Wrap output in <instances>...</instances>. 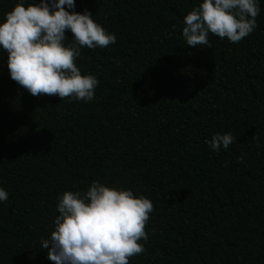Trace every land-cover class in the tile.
I'll return each mask as SVG.
<instances>
[{
	"label": "trees",
	"instance_id": "trees-1",
	"mask_svg": "<svg viewBox=\"0 0 264 264\" xmlns=\"http://www.w3.org/2000/svg\"><path fill=\"white\" fill-rule=\"evenodd\" d=\"M16 3L0 0V22ZM200 3L75 0L116 37L75 61L99 81L89 102L33 97L0 50V264H53L41 241L58 197L92 181L153 204L129 264H264V0L241 41L187 46ZM228 132L226 150L205 143Z\"/></svg>",
	"mask_w": 264,
	"mask_h": 264
},
{
	"label": "clouds",
	"instance_id": "clouds-1",
	"mask_svg": "<svg viewBox=\"0 0 264 264\" xmlns=\"http://www.w3.org/2000/svg\"><path fill=\"white\" fill-rule=\"evenodd\" d=\"M75 7V0H17L0 22V50L7 54L9 76L33 97L94 99L99 81L82 75L75 61L81 48H105L115 44L116 37L87 9L79 13ZM259 12V0H202L184 17L182 37L191 47H210V33L237 43L256 28ZM66 31L72 33L67 44ZM234 140L231 132L215 133L205 143L219 152ZM7 199L0 187V202ZM56 210L54 230L41 241L53 264H129L130 257L144 252L140 241L147 240L144 227L153 204L131 189L92 181L83 193L63 192Z\"/></svg>",
	"mask_w": 264,
	"mask_h": 264
}]
</instances>
